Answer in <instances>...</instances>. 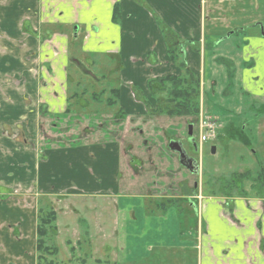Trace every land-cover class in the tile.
I'll return each mask as SVG.
<instances>
[{
	"label": "crops",
	"instance_id": "0c3cea01",
	"mask_svg": "<svg viewBox=\"0 0 264 264\" xmlns=\"http://www.w3.org/2000/svg\"><path fill=\"white\" fill-rule=\"evenodd\" d=\"M263 9L264 0H0L2 16H7L4 21L11 23L4 33L27 43L21 47L13 41L12 51L20 55L6 54L0 61V264H37L40 208L55 209L58 237L60 214L66 210L62 205L80 198L115 203L112 210L117 212L113 218L109 210L108 227L124 231L115 245L127 262L149 259L154 248H171L198 256L201 264H264V197L254 190L206 197L201 210L204 233L197 242L196 231L194 238L182 236L173 207L165 211L162 205L163 212L146 207V200L157 195L120 190L122 157L128 158L117 138L84 140L93 132L83 138L50 137L55 132L53 118L73 119L87 110L85 106L91 108L90 100L100 99L96 92L70 93V81L76 79L79 88L84 71L91 82L106 79L105 74L100 77L86 68L100 62L98 69H117L118 85L109 89L107 103L117 87L118 102L109 104H118L114 116L119 113L125 122L135 118L142 122L150 113L158 114L150 81L185 75V68L171 60L164 26L177 39L179 56L200 77L206 50L220 41L213 39L263 22ZM252 51L261 49L247 47L244 56ZM24 53H29L25 61ZM216 53L214 61L238 68L234 59L216 58ZM134 88L143 95L141 99ZM189 122L186 116L185 124ZM138 162L132 157L128 161L131 177L142 168H135ZM148 185L155 184L150 180ZM70 211L77 214L78 209ZM81 219L91 241L89 219ZM105 225L98 223L100 229ZM81 240L78 237L76 242Z\"/></svg>",
	"mask_w": 264,
	"mask_h": 264
},
{
	"label": "rangeland",
	"instance_id": "374dc122",
	"mask_svg": "<svg viewBox=\"0 0 264 264\" xmlns=\"http://www.w3.org/2000/svg\"><path fill=\"white\" fill-rule=\"evenodd\" d=\"M6 17L2 16L0 11V61L6 54L20 55L19 52L12 51L13 41L16 44L18 42L17 45L21 47L27 44L24 38L17 40V38L14 39L11 35L4 33L3 29L11 27V23L4 21ZM261 24L263 25L264 21ZM27 30L29 29L27 28ZM226 35L227 33L222 37L214 38L213 41H220L216 43V46L208 48L203 56L204 71L200 76L199 88L200 109L199 114L189 116L192 123L185 124V115L165 113V108L169 107L171 100V95H167V90L159 92L150 90L154 95L155 105L159 107L156 116L149 114L155 118L156 124L150 116L142 122H137L136 118V122H134L135 120L132 122L120 120L121 114L118 113L117 116H114L118 104L109 105L107 103V97L111 94L109 89L118 85L117 69L108 71L98 69L100 62H97L94 67L86 69L100 77L105 74L104 81L91 82V80L89 81L90 74L84 71L81 72L84 78L81 80L79 88L74 78L70 81L69 87L70 93L74 91L86 94L96 92L100 95V99H97L98 102L90 100L91 108L85 106L87 110H80L73 119L69 118L62 122L60 117H55L52 120L55 132L52 131L50 137L54 140L63 137L64 139L78 136L83 138L88 132H93L94 136L91 134L89 138H84L86 141L98 140L106 135L117 138L122 143V150L127 153L126 158H128L123 159L122 157L120 190L123 193L157 195L153 199L155 201L146 200V207L156 212H163L162 205L165 206V211L169 207H173L176 210L175 214L177 212L175 220L179 221L180 230L183 229L184 235L182 236L194 238V231H196L197 242L199 236L202 237L204 233L201 210L206 197L226 194V188L231 183L233 173L247 169L256 172L261 163L264 166V36L262 28L254 24L227 38H225ZM252 36H257V38L251 40ZM207 41L209 42L208 39ZM247 47L250 50L253 47L260 48L261 51L255 53L252 51L251 55L244 56L247 53L244 52ZM213 53L218 55L216 58L229 57L237 62L238 68L235 67L233 75H231L232 72H228L225 66L214 61ZM28 55L29 53H24L23 61L27 59ZM106 58L107 56L103 57L101 61H106ZM178 60H182V57L179 56ZM114 66L115 63L111 68ZM70 72L72 73V68H70ZM1 73L0 70V76ZM87 103L84 102L85 105ZM160 109L163 110V113H159ZM201 117L211 118L218 126L215 140L204 141L202 144L199 141L197 126ZM147 121L149 122L145 123ZM190 124H193L192 138L197 145V147H193L191 154L199 163L198 173L188 171L179 162L177 153L169 148L170 140H183L189 136ZM138 126H141L142 130ZM153 126L156 130L153 129ZM213 146H215V152H212ZM131 157L138 159L139 162L140 160L144 162V165L141 166L139 165L141 162L137 163L135 168L142 167V170H139L141 172L137 170V176L133 177H131L128 167ZM131 172L134 173V169ZM150 180H153L155 185L145 187L146 182ZM242 187L248 192L254 190L251 180L242 183ZM194 188L195 190H193ZM231 188L236 189L234 186ZM188 194H191L192 197H187ZM106 201L95 199L93 202L91 199L80 198L74 203L70 204L69 202V205L66 204L68 202L62 205L66 210L60 214L61 233L58 237L51 236L48 240L49 244L59 248L56 255L50 256L56 264H201L198 256L194 257L192 253L191 255L181 254L171 248L169 250L154 248L149 259L146 260L125 261L117 250L119 245H115L119 242L120 237L123 238L124 231L108 227L109 221L112 220L111 217L109 218V210L111 209L113 218L117 211L112 210L115 203L108 199ZM157 203L158 205H155ZM194 207H196V214L193 211ZM71 208L78 209L77 214L72 213ZM156 212L154 213L156 214ZM101 215L104 216V220H96V217H101ZM78 219H89L91 241L86 239L87 235L84 234L86 227ZM99 221L106 224L104 229L99 228ZM194 224H196V229H194ZM94 226L96 227L94 228ZM67 237L70 238L68 239L71 241L70 245L66 243ZM78 237L82 238L81 243L80 241L76 242ZM72 246L74 249H71ZM109 248H112V252ZM183 255L186 258L181 260ZM176 257L180 260H176Z\"/></svg>",
	"mask_w": 264,
	"mask_h": 264
},
{
	"label": "trees",
	"instance_id": "16d2710c",
	"mask_svg": "<svg viewBox=\"0 0 264 264\" xmlns=\"http://www.w3.org/2000/svg\"><path fill=\"white\" fill-rule=\"evenodd\" d=\"M163 31L169 43L171 60L173 62L179 63L181 67L185 68V75L180 77L175 75H168L165 77L156 78L150 81V89L153 92L167 90V95H171V100L169 101L170 104L168 105L169 107L165 108V113L178 116H194L196 114H199L200 109V77L189 70L184 59L180 61L178 60V41L174 37L170 29L164 26ZM231 72L233 73L232 70ZM111 91L113 95L109 104L118 102L119 98V89L117 87L113 88ZM134 91L138 98L141 99L143 97V95L140 94L136 88H134ZM146 105L149 109L151 108V105L148 101H146ZM155 110L159 111V107H156ZM159 113H163V110L160 109ZM247 180H251L253 182L252 188L256 190L259 196L264 197V166L262 165V163L260 164V167L256 172L251 169H247L242 172L233 173L231 183L228 184V188L225 187L227 191L226 193L235 194L234 192L236 191V194H244L246 190L242 187V183ZM233 186L236 187V189L234 188L233 190L231 188ZM56 220L57 213L55 209L40 208L38 213L36 239L37 264H56V262L52 258H50V256L56 255L59 251V248L58 246L49 244L48 242L51 236L55 237L58 234V226ZM67 244L70 245V241H68ZM71 249H74V247L72 246Z\"/></svg>",
	"mask_w": 264,
	"mask_h": 264
},
{
	"label": "flooded vegetation",
	"instance_id": "af4514ba",
	"mask_svg": "<svg viewBox=\"0 0 264 264\" xmlns=\"http://www.w3.org/2000/svg\"><path fill=\"white\" fill-rule=\"evenodd\" d=\"M255 25H258L259 27L262 26L261 23H256ZM263 28H264V25H263ZM232 65L233 64H230L228 63L227 64V70L228 72L231 73V69H232ZM232 75V74H231ZM174 140V139H172ZM171 141V140H170ZM174 141H179L180 142V145L182 146L183 148V152L185 153L182 160L184 161V166L188 169V171H190L191 173H195V172H192L188 166H191V167H195L196 164H197V161L195 160L194 156L191 154V151L193 150V147H197L196 145V142L195 140L192 138V136H188L187 138L183 139V140H180V139H175ZM169 145H170V142H169ZM170 148V147H169ZM171 149V148H170ZM174 151V150H173ZM177 153L178 155V158H179V162L181 163V159H180V152L179 151H174ZM196 161V162H195ZM182 164V163H181ZM191 164V165H190ZM183 165V164H182Z\"/></svg>",
	"mask_w": 264,
	"mask_h": 264
},
{
	"label": "built area",
	"instance_id": "2783aa9c",
	"mask_svg": "<svg viewBox=\"0 0 264 264\" xmlns=\"http://www.w3.org/2000/svg\"><path fill=\"white\" fill-rule=\"evenodd\" d=\"M216 125H217L216 122L212 121L210 118L201 117L199 127H200L202 141L215 138L218 128V126Z\"/></svg>",
	"mask_w": 264,
	"mask_h": 264
},
{
	"label": "water",
	"instance_id": "95a60500",
	"mask_svg": "<svg viewBox=\"0 0 264 264\" xmlns=\"http://www.w3.org/2000/svg\"><path fill=\"white\" fill-rule=\"evenodd\" d=\"M262 25V24H261ZM262 28V35L264 36V28H263V25L261 26ZM229 36V34H228ZM192 133H193V125L191 124L189 126V136H192ZM169 147L174 150V151H179L180 152V159H181V163L184 165V161L182 160L183 156H184V152H183V148L182 146L180 145V142L179 141H170V145ZM212 152H215V146L212 147ZM196 162V161H195ZM191 165V164H190ZM189 169L192 171V172H195V173H198L199 172V165L196 164V166L193 168L191 166H188Z\"/></svg>",
	"mask_w": 264,
	"mask_h": 264
}]
</instances>
